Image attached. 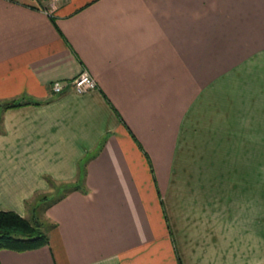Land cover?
Masks as SVG:
<instances>
[{
	"label": "crops",
	"instance_id": "1",
	"mask_svg": "<svg viewBox=\"0 0 264 264\" xmlns=\"http://www.w3.org/2000/svg\"><path fill=\"white\" fill-rule=\"evenodd\" d=\"M54 7L0 0L1 264H264V0Z\"/></svg>",
	"mask_w": 264,
	"mask_h": 264
},
{
	"label": "trees",
	"instance_id": "2",
	"mask_svg": "<svg viewBox=\"0 0 264 264\" xmlns=\"http://www.w3.org/2000/svg\"><path fill=\"white\" fill-rule=\"evenodd\" d=\"M20 103L13 102L12 105ZM30 206L31 202H27ZM49 237L40 222L23 217L14 211L0 210V250L25 251L48 244ZM1 264V260H0Z\"/></svg>",
	"mask_w": 264,
	"mask_h": 264
},
{
	"label": "built area",
	"instance_id": "3",
	"mask_svg": "<svg viewBox=\"0 0 264 264\" xmlns=\"http://www.w3.org/2000/svg\"><path fill=\"white\" fill-rule=\"evenodd\" d=\"M39 7L43 8L47 13H52L54 6L57 2L61 0H33ZM48 2L49 6H46ZM74 90L78 93H86L88 91L94 90L97 87L96 79L89 73V71L84 70L78 76L73 79ZM55 93H62L65 89V84L63 81H55L52 85Z\"/></svg>",
	"mask_w": 264,
	"mask_h": 264
},
{
	"label": "rangeland",
	"instance_id": "4",
	"mask_svg": "<svg viewBox=\"0 0 264 264\" xmlns=\"http://www.w3.org/2000/svg\"><path fill=\"white\" fill-rule=\"evenodd\" d=\"M39 200H41L40 198H38V199H35V200H33L32 202H31V206H33L34 204H42V203H44V202H40ZM43 205L44 204H42V205H38L37 207L40 209V208H42L43 207ZM32 220H34V223H36V222H39L38 220H37V218L35 217L34 219H32Z\"/></svg>",
	"mask_w": 264,
	"mask_h": 264
}]
</instances>
